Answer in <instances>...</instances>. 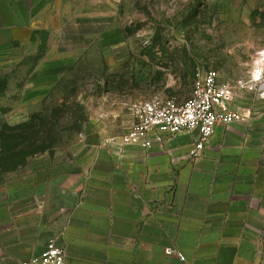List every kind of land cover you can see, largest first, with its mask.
<instances>
[{
	"label": "rangeland",
	"instance_id": "374dc122",
	"mask_svg": "<svg viewBox=\"0 0 264 264\" xmlns=\"http://www.w3.org/2000/svg\"><path fill=\"white\" fill-rule=\"evenodd\" d=\"M23 1L45 31L8 44L0 30V198L75 158L87 132L119 138L140 105L188 100L199 72H219L243 106L258 97L240 86L264 58V0Z\"/></svg>",
	"mask_w": 264,
	"mask_h": 264
},
{
	"label": "crops",
	"instance_id": "0c3cea01",
	"mask_svg": "<svg viewBox=\"0 0 264 264\" xmlns=\"http://www.w3.org/2000/svg\"><path fill=\"white\" fill-rule=\"evenodd\" d=\"M9 3L6 42L40 40L26 3ZM243 108L252 119L218 126L197 159V133L122 152L87 132L75 158L39 166L0 198V264L53 242L67 264H264V100Z\"/></svg>",
	"mask_w": 264,
	"mask_h": 264
},
{
	"label": "built area",
	"instance_id": "2783aa9c",
	"mask_svg": "<svg viewBox=\"0 0 264 264\" xmlns=\"http://www.w3.org/2000/svg\"><path fill=\"white\" fill-rule=\"evenodd\" d=\"M194 85L192 96L184 102L154 99L137 107L135 122L128 132L113 138L111 142H118L122 152L130 145L147 151L156 141L183 133H197L199 140L190 154L193 159H197L205 151L218 126L248 123L252 119L253 111L243 108L236 99L235 89L221 81L219 72H199ZM240 88L256 92L258 98L264 100V69L248 82H243ZM167 253L178 254L172 249ZM178 256L183 260L180 254ZM22 264H67V255L53 242L42 257Z\"/></svg>",
	"mask_w": 264,
	"mask_h": 264
},
{
	"label": "bare ground",
	"instance_id": "6f19581e",
	"mask_svg": "<svg viewBox=\"0 0 264 264\" xmlns=\"http://www.w3.org/2000/svg\"><path fill=\"white\" fill-rule=\"evenodd\" d=\"M258 65H259V67H260V69H259V73H260V71H262V69H264V58L261 59V61L258 63ZM260 65H261V66H260Z\"/></svg>",
	"mask_w": 264,
	"mask_h": 264
}]
</instances>
